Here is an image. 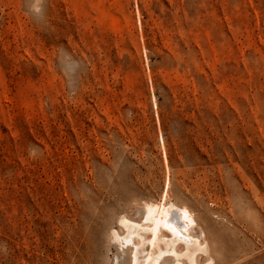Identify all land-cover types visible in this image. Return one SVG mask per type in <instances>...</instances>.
Listing matches in <instances>:
<instances>
[{
	"label": "rangeland",
	"instance_id": "374dc122",
	"mask_svg": "<svg viewBox=\"0 0 264 264\" xmlns=\"http://www.w3.org/2000/svg\"><path fill=\"white\" fill-rule=\"evenodd\" d=\"M171 203L264 264V0H0V264H129Z\"/></svg>",
	"mask_w": 264,
	"mask_h": 264
},
{
	"label": "bare ground",
	"instance_id": "6f19581e",
	"mask_svg": "<svg viewBox=\"0 0 264 264\" xmlns=\"http://www.w3.org/2000/svg\"><path fill=\"white\" fill-rule=\"evenodd\" d=\"M144 220L148 222L143 227L148 234V249L140 259L138 246L133 244L129 264H163L166 259H172L171 264H198L197 255L207 253L206 246L190 235L196 221L188 209L172 203L151 204L146 206ZM119 221L127 230L123 236L114 232V238L123 245L132 243V235L138 233V225L126 218ZM162 242L165 244L163 248L159 247ZM179 247H182L181 251L178 250ZM183 258L185 262L182 261ZM204 264H211V260Z\"/></svg>",
	"mask_w": 264,
	"mask_h": 264
},
{
	"label": "trees",
	"instance_id": "16d2710c",
	"mask_svg": "<svg viewBox=\"0 0 264 264\" xmlns=\"http://www.w3.org/2000/svg\"><path fill=\"white\" fill-rule=\"evenodd\" d=\"M154 60H155L154 57H150V61H154ZM208 73H209V76H211V68L210 67H208ZM153 79L155 80V76H153ZM200 79H203V76L202 75L199 76V80ZM210 81H211V78L209 77L208 82H210ZM204 83H206V82L204 81ZM162 88L164 89V92H165L164 94H161L159 92V89L157 87H156V90H155V96H156L157 103H158V106L160 107V109H162L164 107L163 106L164 105L163 102L165 101V99H167V101L169 103H171L172 106L175 105V103H176L177 100H176V97L174 96L173 92H171V90H169L170 88H168L165 85L162 86ZM199 94H201V91H199ZM183 100H184V98H180V101L183 102ZM177 107H180V105H177ZM175 115L178 118L179 117H183V115H182L181 112H177ZM160 118H161L162 123H163L164 112H160ZM223 156H224V159H226V157H225L224 154H223Z\"/></svg>",
	"mask_w": 264,
	"mask_h": 264
}]
</instances>
